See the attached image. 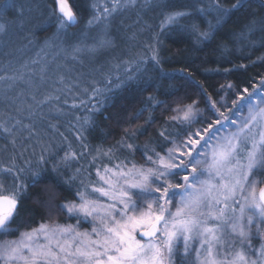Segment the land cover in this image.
<instances>
[{"label":"snow or ice","instance_id":"snow-or-ice-1","mask_svg":"<svg viewBox=\"0 0 264 264\" xmlns=\"http://www.w3.org/2000/svg\"><path fill=\"white\" fill-rule=\"evenodd\" d=\"M250 2L91 0L79 40L66 45L69 29L80 23L70 0H46L41 22H35L33 0H0V264H264V77L243 88L221 85L235 97L230 104L201 86L205 108L191 100L166 109L172 114L158 129L155 146L151 139L136 143L144 126L107 148L92 146L86 135L111 94L144 80L149 62L160 64L161 35L188 34L202 45ZM259 3L264 7V0ZM132 12V25L123 19L117 25V17ZM147 12L156 13L158 24L143 19ZM136 25L153 33L144 45L148 54L112 57L108 71L101 64L99 78L82 87L83 74L73 75L69 63L114 51L119 29ZM45 26L55 32L28 55ZM257 31L264 33V17L257 19L253 10L232 34L233 43L264 47V36L251 39ZM45 86L51 91L41 94ZM62 97L63 107L83 113L72 124L75 149L52 122L67 114ZM147 100L153 108L166 103L151 95ZM47 174L54 185L45 188L49 212L59 209L76 223L42 221L25 228L26 193ZM61 183L75 186L74 199L57 203L55 186ZM83 223L91 227L81 230Z\"/></svg>","mask_w":264,"mask_h":264},{"label":"trees","instance_id":"trees-1","mask_svg":"<svg viewBox=\"0 0 264 264\" xmlns=\"http://www.w3.org/2000/svg\"><path fill=\"white\" fill-rule=\"evenodd\" d=\"M41 1L44 7L46 0ZM47 2H50V0H47ZM90 2L91 0H70V3L75 4L80 15V23L71 27L69 29L70 33H80L83 29L85 21L90 15ZM176 2L179 3L180 0H176ZM233 2L234 0H226L228 4ZM253 10L257 13V19L264 17V7H261L259 0H251L246 9H242L224 24L212 41L205 42L202 45L195 44L194 38L188 34L165 32L161 35L160 64L156 66L149 62L146 65L148 71L145 73L144 80H147V83L144 80L134 82L111 94L103 109L96 113L94 117L96 126L86 133L88 142L92 146L102 145L107 148L124 138L126 131L135 133L137 127L144 126L147 131L142 135L135 134L136 143L143 145L151 139V146H155L158 139V129L164 124L165 118L172 114L170 110L166 111V109L175 107L178 103H188L191 100H199V107L205 108L201 86L206 92L217 98L222 96L221 85L231 83L235 89L259 81L261 77H264V61H259L257 58L264 56V47L244 46L243 41L233 43L232 35L248 22ZM44 11L45 17L41 21L47 18L45 7ZM121 19H123L125 26L132 25L133 21L136 20V14L132 12L123 17H117V24ZM143 19L150 25L158 24L155 12L145 13ZM141 27L143 25L122 29L127 35L125 39L130 42L128 51L122 59H127L129 56L140 52L148 54L144 45L151 42L153 33L149 30L140 32L139 28ZM54 32L55 27L45 26L43 30L37 33L38 44L35 47L41 46L45 38L51 37ZM133 32L137 33L136 38L129 39ZM261 36H264V33L257 31L251 39L258 41ZM223 45H227V50ZM253 61L256 62L253 63ZM239 65H247V67L237 68L236 66ZM225 69L232 70L225 72ZM103 71H108V65L104 67ZM94 75L98 79L100 72H95ZM148 77H151V80H148ZM150 95L157 100L166 101V103L161 104L159 107H150L147 100ZM68 101L69 104L72 103L71 96L68 97ZM60 105L63 107V102ZM141 109L146 110L138 115L136 119H132ZM45 110L47 111V109ZM3 111L0 108V115L3 114ZM63 111L67 114L62 116L59 121L53 120L52 122H57L60 125L59 131L67 136L68 142L75 149L77 141L72 131V124L75 116L83 113L70 107H63ZM149 116L154 117V120L151 124H146L145 121L148 120ZM45 130L47 129L45 128ZM54 135L56 142H60L61 137L58 134ZM61 146L65 150L67 149V144ZM125 154L120 153L121 158ZM60 155H63V152H60ZM135 159L143 163L140 152L135 154ZM103 162L108 163L107 160ZM80 163H86V161ZM72 167H79V164H73ZM92 179H95L94 175ZM49 186H54L51 174L45 175L39 183L29 187L24 200L25 206L29 209L28 213L24 215L25 228L35 227L42 221H55L65 224H71L75 221L59 209L49 212L45 204L47 199L45 188ZM55 187L58 193L57 203L62 202L64 197L68 199L75 198L72 195L75 186L70 188L61 183L60 186Z\"/></svg>","mask_w":264,"mask_h":264},{"label":"rangeland","instance_id":"rangeland-1","mask_svg":"<svg viewBox=\"0 0 264 264\" xmlns=\"http://www.w3.org/2000/svg\"><path fill=\"white\" fill-rule=\"evenodd\" d=\"M17 2H19V0ZM33 6H34L33 15L38 18L37 21H35V22H40L42 20V18L45 17L43 2L41 0H33ZM116 23H117V21H116ZM122 29L123 28L119 29L118 39H117V45L118 46L114 51H109V52L103 53L99 57L98 60H93V59L84 57V58H82L83 64L71 63V62L69 63V67L75 68V73L73 75L83 74L82 80H81L82 87H87V84L90 80L97 79L95 77L94 73L98 72L97 69L99 68V66L101 64H104L105 65L104 67H106L108 65L106 62L111 60L112 57L123 58L125 56L126 52L128 51L130 42L127 39H125L127 37V35H125V33ZM72 34L73 33L69 32V35L64 37V41H65L66 45L76 43L81 36V32L80 33H74L75 35H72ZM41 46H39L38 48L37 47L32 48L31 52H29L28 55H34L35 52ZM114 62L115 61H113V63ZM48 91H51V86H45V88L41 89V94H46ZM222 96H224L227 99L229 104L231 103V100L235 98L234 95L232 94V92H229L227 90L222 91ZM63 99H64V97H62L60 104L63 102ZM201 109H204V107ZM204 114L207 115L206 112ZM75 223H76V220L71 224H75ZM61 224H65V223H61ZM66 224H69V223H66ZM90 227H91V225L86 223L85 225H81V230L89 229Z\"/></svg>","mask_w":264,"mask_h":264}]
</instances>
